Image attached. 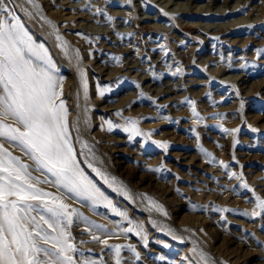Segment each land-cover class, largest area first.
<instances>
[{"label": "rangeland", "instance_id": "1", "mask_svg": "<svg viewBox=\"0 0 264 264\" xmlns=\"http://www.w3.org/2000/svg\"><path fill=\"white\" fill-rule=\"evenodd\" d=\"M15 2L98 190L31 172L71 213L74 264H264V0Z\"/></svg>", "mask_w": 264, "mask_h": 264}, {"label": "snow or ice", "instance_id": "2", "mask_svg": "<svg viewBox=\"0 0 264 264\" xmlns=\"http://www.w3.org/2000/svg\"><path fill=\"white\" fill-rule=\"evenodd\" d=\"M25 2L38 7L34 0ZM17 7L22 6L15 0H0V139L19 146L34 167L30 170L0 144V264H74L70 253L77 250L65 231L71 213L58 197L36 187L49 181L31 172L50 174L53 184L82 198L95 200L98 190L74 157L68 112L63 101L57 103L62 88L55 64L16 14ZM8 118L19 127L3 123ZM257 207L264 209V200Z\"/></svg>", "mask_w": 264, "mask_h": 264}, {"label": "bare ground", "instance_id": "3", "mask_svg": "<svg viewBox=\"0 0 264 264\" xmlns=\"http://www.w3.org/2000/svg\"><path fill=\"white\" fill-rule=\"evenodd\" d=\"M194 1H198V0H194ZM169 4L171 3L170 1L168 2ZM178 4H180V3H178ZM177 5V4H176ZM48 9V8H47ZM230 24V23H229ZM71 31V30H70ZM229 33V32H228ZM226 34V33H225ZM234 76V75H233ZM239 77V76H238ZM236 78V77H235ZM234 79V78H233ZM232 79V80H233ZM170 90V89H169Z\"/></svg>", "mask_w": 264, "mask_h": 264}]
</instances>
